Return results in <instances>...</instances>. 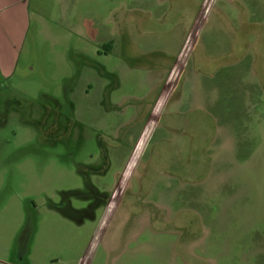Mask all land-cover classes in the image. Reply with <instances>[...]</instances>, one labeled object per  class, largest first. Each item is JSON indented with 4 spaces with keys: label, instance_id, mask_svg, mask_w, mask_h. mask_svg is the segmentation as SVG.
<instances>
[{
    "label": "rangeland",
    "instance_id": "1",
    "mask_svg": "<svg viewBox=\"0 0 264 264\" xmlns=\"http://www.w3.org/2000/svg\"><path fill=\"white\" fill-rule=\"evenodd\" d=\"M204 2L28 0L0 79L1 263L264 264V0ZM226 9L246 59L212 108L176 103ZM179 41L154 100L146 53Z\"/></svg>",
    "mask_w": 264,
    "mask_h": 264
},
{
    "label": "crops",
    "instance_id": "2",
    "mask_svg": "<svg viewBox=\"0 0 264 264\" xmlns=\"http://www.w3.org/2000/svg\"><path fill=\"white\" fill-rule=\"evenodd\" d=\"M27 4L28 0H0V79H4L12 69V53L17 49L25 34L28 20ZM196 8L194 11L195 15L200 6ZM221 14L223 20L221 22H212L208 29L205 21L201 23L190 50L192 58H188L187 62L190 74L184 76L182 71L177 80L181 79L179 81L181 86L175 100L176 103L181 101L183 104L188 101L187 103L192 104L191 106L195 107V109L201 108L204 110L205 108H212L214 104L213 98L216 92H219L214 85L216 76L221 71H225V74H228V76L229 74L231 75L232 71L230 69H233L237 64L246 59L250 48L249 34L251 31L244 29L242 32L240 31L239 35H236V32L239 33L236 27L245 28L249 27L250 24L245 21L237 22L233 19L228 9L222 10ZM193 22L194 19L187 28L186 34L190 26L193 25ZM182 43L179 41L176 52L169 51V47H162L159 51L154 52L153 50L146 53L145 58L150 60L149 65L155 68V70H152V73L155 72L157 75L156 81L152 85V90H155L153 95L154 100L157 94L164 88L167 76L177 60ZM177 81L175 88L178 86ZM183 88L190 91L189 100H185L182 94ZM153 99L149 102L153 103ZM146 104L150 106V103ZM210 113L212 114L211 110ZM0 264H30V262L27 260L23 261L22 258L18 259L15 256L14 259H7L4 263L0 262Z\"/></svg>",
    "mask_w": 264,
    "mask_h": 264
},
{
    "label": "built area",
    "instance_id": "3",
    "mask_svg": "<svg viewBox=\"0 0 264 264\" xmlns=\"http://www.w3.org/2000/svg\"><path fill=\"white\" fill-rule=\"evenodd\" d=\"M211 2H212V0H205V2L203 3V15H206L207 14V12H208V10H209V7H210V5H211ZM189 44H190V41L188 40L187 42H186V44H185V49H188L189 48ZM116 192H114V194H115ZM108 206H110L111 207V203H109L108 204ZM109 207V208H110ZM82 264V263H81Z\"/></svg>",
    "mask_w": 264,
    "mask_h": 264
}]
</instances>
